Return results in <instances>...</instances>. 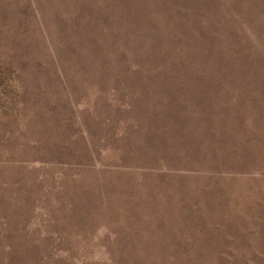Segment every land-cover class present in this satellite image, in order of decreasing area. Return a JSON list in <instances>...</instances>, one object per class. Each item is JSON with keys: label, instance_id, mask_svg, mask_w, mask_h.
I'll return each mask as SVG.
<instances>
[{"label": "rangeland", "instance_id": "1", "mask_svg": "<svg viewBox=\"0 0 264 264\" xmlns=\"http://www.w3.org/2000/svg\"><path fill=\"white\" fill-rule=\"evenodd\" d=\"M7 257L264 264V0H0Z\"/></svg>", "mask_w": 264, "mask_h": 264}, {"label": "trees", "instance_id": "2", "mask_svg": "<svg viewBox=\"0 0 264 264\" xmlns=\"http://www.w3.org/2000/svg\"><path fill=\"white\" fill-rule=\"evenodd\" d=\"M171 10H173V6L171 7ZM174 16H176V12H174L173 10L171 14L169 15V17L172 18ZM170 36L172 40L174 41V47H173L172 54L170 57V63H172L173 65H176V64L179 65L180 63H183L182 61H185L187 64L191 63V61H193V57L187 55L185 51L182 49L181 42L179 41L178 36L174 34H171ZM204 48L205 50L211 53L214 50L215 46L210 42H207V43L204 42L203 49ZM138 64L139 63L136 58V62L133 63V66H139ZM219 64L221 65V63ZM4 261H6L7 264H11L13 260L10 257H7L4 259Z\"/></svg>", "mask_w": 264, "mask_h": 264}]
</instances>
